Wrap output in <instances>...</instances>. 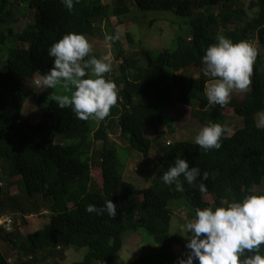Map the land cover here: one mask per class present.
<instances>
[{
	"label": "trees",
	"instance_id": "trees-1",
	"mask_svg": "<svg viewBox=\"0 0 264 264\" xmlns=\"http://www.w3.org/2000/svg\"><path fill=\"white\" fill-rule=\"evenodd\" d=\"M128 1L142 10L172 11L188 18L190 31L178 35L176 47L156 58L140 45L143 54L134 55L144 63L125 55L114 41L121 72L105 76L115 82L118 99L93 131L91 118L78 119L70 106L60 108L53 98L45 104L50 89L37 88L33 80L51 68L47 50L54 42L71 32L105 40L102 27L123 23L120 16L129 12ZM28 10L34 21L10 34L6 55H0V218L9 213L21 219L17 223L13 218L11 231L0 226V239L9 250L0 247V264H55L51 259H64L68 249L83 248L88 249L85 257L73 264L112 262L129 231L147 232V237L142 235L147 245L127 264H177L189 250L187 241L172 232L179 207L174 201L183 204L182 215L192 220L197 208L262 193L257 187L264 181V122L259 119L264 113V0H114V6L104 0H79L71 12L61 0H0V31L18 22L15 18L23 11L27 17ZM220 35L234 43L257 41V55L248 89L243 95L233 90L226 105L212 109L205 88L213 81L203 75L202 57ZM126 37L133 44L130 30ZM32 98L41 110L37 124L23 120ZM175 106L191 108L201 125L197 133L210 123L225 126L230 117L241 118L243 125L232 134L227 129L221 147L207 152L191 140L160 144L156 174L148 187L138 188L123 178L119 149L110 133L118 125L129 148L148 158L153 139L145 129L158 133L166 127L174 133L167 110ZM177 158H185L201 173L207 171V191H200V180L189 185L183 176L182 192L163 182L162 175ZM94 167L102 170V184L93 175ZM15 185L19 191L13 194ZM105 200L116 204L115 218L85 211L89 204L102 207ZM44 214L48 223L34 232L26 230L28 217ZM260 251L264 253V245Z\"/></svg>",
	"mask_w": 264,
	"mask_h": 264
},
{
	"label": "clouds",
	"instance_id": "clouds-1",
	"mask_svg": "<svg viewBox=\"0 0 264 264\" xmlns=\"http://www.w3.org/2000/svg\"><path fill=\"white\" fill-rule=\"evenodd\" d=\"M61 2L71 12L79 0ZM105 39L114 42L119 39V32L106 35ZM47 52L53 58L52 66L34 79L33 84L44 90L62 88L67 94L53 97L58 107L70 106L78 119L103 121L118 99L115 82L105 76L111 71V57L92 55L90 40L74 32L54 42ZM256 55L250 42L234 43L223 35L208 46L202 61L203 75L213 81L205 88L210 105L224 106L233 90L248 89ZM226 131L225 126L210 123L199 130L195 144L205 152L219 149ZM181 176L189 185L200 180V191H207L203 183L208 179L207 171L201 173L199 167H190L185 158H177L174 166L162 175V180L167 185L174 184L175 190L182 192ZM85 211L97 215L106 212L112 218L117 216L112 200H105L102 207L89 204ZM179 229L187 234L185 247L189 251L177 264H193L194 260L197 264H264V253L260 251L264 245V192L250 193L240 201L197 208L195 218L181 223Z\"/></svg>",
	"mask_w": 264,
	"mask_h": 264
},
{
	"label": "rangeland",
	"instance_id": "rangeland-1",
	"mask_svg": "<svg viewBox=\"0 0 264 264\" xmlns=\"http://www.w3.org/2000/svg\"><path fill=\"white\" fill-rule=\"evenodd\" d=\"M107 4L114 6V0H104ZM129 6V12L123 13L120 18L123 23L119 24L116 28L108 26V24L102 27L104 31V36L109 35L110 31H114V34L119 32V46L123 49L125 55L135 57L140 63H144V58L139 54L134 55L135 52L143 54L140 45L143 49L149 51L153 58H156L158 54L165 49H174L176 47V37L178 35H185L190 31V25L188 23V18L176 15L172 11H158V10H142L131 2H127ZM24 12V11H23ZM23 16L16 17L18 22H15L12 26H4L3 31H0V55H2L10 46V34L23 31L27 24L34 21L33 11H25L27 17ZM22 18L20 21L19 19ZM131 31L134 37V42L131 44L127 37L126 32ZM93 45L99 50L100 56L95 52L96 48L92 45V55L97 58L101 56H109L112 60L111 65V75H120L121 60L118 58V47L115 46L113 41L103 40L101 38H89ZM253 46L257 45V41H252ZM97 51V50H96ZM264 52V50H262ZM264 58V55H263ZM264 65V61H263ZM40 78L37 76L35 79ZM113 79V78H112ZM123 85L120 86L122 88ZM44 90V89H42ZM40 92V91H39ZM67 94L62 88L50 89V92L45 98V104H48L50 99L55 96ZM243 95V92H241ZM30 103H27L25 107V113L23 115V120L27 119L33 124H37L41 120V110L35 98L31 99ZM212 109L215 105H210ZM167 115L170 122H173L174 133L170 132L166 127H162L160 132H156L153 128H146V136L153 139L152 149L150 151L149 157H145L140 152L132 150L129 148L128 143L122 136L121 130L118 125L115 126L114 130L110 133V139L116 143L118 147V160L120 169H124L123 178L127 181L134 183L138 188L148 187L151 183L153 177L156 174V168L158 163V156L156 152L160 144H166L168 142L178 141L180 139L191 140L195 142V136L198 134L197 129L200 128L198 120L194 119L191 114V108L187 106H175L167 110ZM226 121L225 127L232 134L237 128L243 125V120L239 117H230ZM260 120L264 122V113L260 114ZM103 121H96L91 119V127L95 131ZM194 126V128L190 127ZM172 133V134H171ZM159 138V139H158ZM102 143L99 142L100 146ZM122 169V170H123ZM93 175L99 183H103V175L100 167L93 168ZM151 177V178H150ZM257 190L264 192V181L263 184L257 187ZM18 187L15 185L11 188L13 194L18 193ZM178 203L179 207L173 214L172 220V232L186 240V233L180 231L179 225L186 221L182 215L183 204L180 201H174L173 204ZM9 214V213H8ZM184 214V213H183ZM12 215L14 220L18 222L21 219L14 214ZM28 226L27 231L34 232L35 230L41 228L44 224L48 223L50 219L47 214L44 215H33L27 218ZM142 235L147 237L145 232L140 231ZM136 231H129L124 236V247L122 251L116 256L112 262L100 263V264H127L135 260L141 253L143 247L147 245L143 242V237ZM0 247L4 252H9L7 246L0 239ZM177 251L181 252V246L176 245ZM88 249L83 248L79 251L74 249H68L66 251V256L62 260H56L58 264H73L75 261H80L85 257ZM12 254V253H11ZM51 263H55L54 259H51Z\"/></svg>",
	"mask_w": 264,
	"mask_h": 264
},
{
	"label": "built area",
	"instance_id": "built-area-1",
	"mask_svg": "<svg viewBox=\"0 0 264 264\" xmlns=\"http://www.w3.org/2000/svg\"><path fill=\"white\" fill-rule=\"evenodd\" d=\"M14 220L11 215H4L0 218V226L4 227L7 231L13 228Z\"/></svg>",
	"mask_w": 264,
	"mask_h": 264
}]
</instances>
